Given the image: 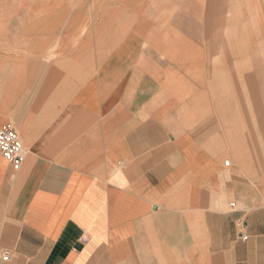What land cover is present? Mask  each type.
I'll return each instance as SVG.
<instances>
[{
	"label": "crops",
	"instance_id": "obj_1",
	"mask_svg": "<svg viewBox=\"0 0 264 264\" xmlns=\"http://www.w3.org/2000/svg\"><path fill=\"white\" fill-rule=\"evenodd\" d=\"M60 2L0 0V264H264V0Z\"/></svg>",
	"mask_w": 264,
	"mask_h": 264
},
{
	"label": "built area",
	"instance_id": "obj_2",
	"mask_svg": "<svg viewBox=\"0 0 264 264\" xmlns=\"http://www.w3.org/2000/svg\"><path fill=\"white\" fill-rule=\"evenodd\" d=\"M0 156L8 160L14 167H18L24 156V150L18 134L10 127H0ZM244 240L245 235H241ZM3 259L7 260L6 252Z\"/></svg>",
	"mask_w": 264,
	"mask_h": 264
},
{
	"label": "rangeland",
	"instance_id": "obj_3",
	"mask_svg": "<svg viewBox=\"0 0 264 264\" xmlns=\"http://www.w3.org/2000/svg\"><path fill=\"white\" fill-rule=\"evenodd\" d=\"M5 1H8V3L4 4V7H6L5 10H10V5H9L10 0H5ZM60 1H62L63 3L65 2L66 6L68 7L66 11H71V12L75 10V7L78 6L77 2H79V0H56L55 7H58L59 10H61V6H63ZM233 2H234V0H228V5L233 6V4H234ZM58 8L56 9L57 11H58Z\"/></svg>",
	"mask_w": 264,
	"mask_h": 264
},
{
	"label": "bare ground",
	"instance_id": "obj_4",
	"mask_svg": "<svg viewBox=\"0 0 264 264\" xmlns=\"http://www.w3.org/2000/svg\"><path fill=\"white\" fill-rule=\"evenodd\" d=\"M4 9H5V7H4ZM4 9H3V10H4ZM246 55H247V54H246ZM246 57H247V56H246ZM247 61H248V60H247ZM249 61H250V60H249ZM146 75H147V74H146ZM237 78H238V77H237Z\"/></svg>",
	"mask_w": 264,
	"mask_h": 264
}]
</instances>
